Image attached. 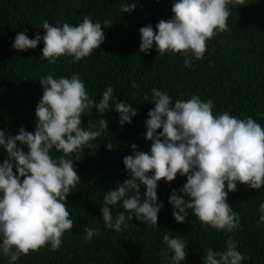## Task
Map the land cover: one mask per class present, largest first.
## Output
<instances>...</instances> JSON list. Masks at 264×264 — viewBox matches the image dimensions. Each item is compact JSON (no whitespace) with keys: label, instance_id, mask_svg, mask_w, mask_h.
I'll use <instances>...</instances> for the list:
<instances>
[{"label":"trees","instance_id":"16d2710c","mask_svg":"<svg viewBox=\"0 0 264 264\" xmlns=\"http://www.w3.org/2000/svg\"><path fill=\"white\" fill-rule=\"evenodd\" d=\"M175 2L0 0V130L6 135L18 134L21 127L34 132L35 110L43 94L39 81L49 74L69 79L78 75L96 103L110 86L117 101L132 105L138 112L130 124L124 125L119 123L114 103H110L106 114L93 108L91 116L82 115V127L91 122L98 128L102 118L108 126L101 137L66 157L73 160L80 176V182L71 188L66 200L74 227L64 232L59 249L52 250L48 244L22 255L15 264H170L168 256L172 253L163 241L165 231L170 238H180L186 243L187 255L181 264H204L206 249L225 251L229 237L248 257L241 264H264V224L257 226L261 215L259 205L264 203V186L254 190L238 184L237 190L228 194L227 203L239 214L240 226L232 232L218 231L201 223L192 210L184 224L173 219L169 196L173 189L179 192L186 183V177L179 174L170 183L158 182L157 197L163 207L158 213L157 226L133 217L126 220L123 231L115 232L104 226L100 216L104 193L128 179L123 159L132 154L131 145L150 152L151 143L145 141L144 133L147 113L154 107L153 89L167 92L173 104L192 96L202 101L211 99L214 115L228 112L238 119L252 118L264 127V0L229 4V30L208 40L203 57L193 58L190 66H185V57L180 53L161 55L155 47L147 55L139 51V29L151 24L155 31L160 20L172 18ZM127 3H135V9L130 13L120 12ZM85 16L93 23H101L105 41L91 55L75 63H70L74 58L66 55L57 57L55 64L41 59L42 40L35 49L13 48L20 31H25L30 39L37 34L43 37V22L77 26ZM105 20L110 24H104ZM107 144H111V150H106ZM18 146L27 152L26 146ZM51 155L55 158L63 154L53 149ZM7 158L0 148V163ZM143 192L142 187L141 195ZM121 211V204L114 206V212ZM125 215L132 214L125 212ZM85 227L99 228V235L87 241ZM0 264H10L2 251Z\"/></svg>","mask_w":264,"mask_h":264},{"label":"clouds","instance_id":"9594fccd","mask_svg":"<svg viewBox=\"0 0 264 264\" xmlns=\"http://www.w3.org/2000/svg\"><path fill=\"white\" fill-rule=\"evenodd\" d=\"M233 3L243 5L244 0H177L171 8L172 18L160 20L155 31L151 24L139 29V51L147 55L155 47L161 55L180 53L185 57V66H190L193 58L203 57L208 40L229 30L228 5ZM135 7V3H127L120 12L130 13ZM42 30L43 37L37 34L34 39L20 31L13 48L35 49L42 40L41 59L55 64L57 57L66 55L74 58L70 63H75L105 41L101 23H93L88 16L77 26H53L45 21ZM39 84L43 94L35 110L34 132L21 127L18 134L6 135L0 130V148L8 157L0 163V251L10 264L48 244L52 250L59 249L64 232L74 227L66 200L80 176L73 160L66 157L101 137L108 126L102 118L98 128L91 122L82 127V115L91 116L93 108L106 114L110 103H114L120 125L130 124L138 115L132 105L115 99L110 86L96 103L75 74L70 79L49 74ZM152 94L154 107L147 113L144 133L145 141L151 143L150 152L131 145L132 154L123 159L128 179L104 193L99 209L104 226L121 232L127 227L126 220L133 217L157 226L163 207L158 202V182L170 183L179 174L186 177V183L179 192L173 189L168 199L178 224L188 221L192 210L201 223L215 230L232 232L239 228V214L232 210L227 198L238 184L254 190L264 186V127L252 118L238 119L228 112L214 115L211 99L202 101L192 96L173 104L167 92L153 89ZM18 145L26 146L27 152ZM53 149L63 155L54 158ZM111 149L107 144L106 150ZM150 172L154 175L149 176ZM117 204L123 211L114 212ZM258 211L259 227L264 224V203ZM125 212L132 215L126 217ZM83 230L87 241L100 231L89 227ZM163 241L172 253L168 256L170 264H181L187 255L185 241L170 238L167 231ZM225 244L223 252L206 249L204 264H241L248 259L231 237Z\"/></svg>","mask_w":264,"mask_h":264}]
</instances>
